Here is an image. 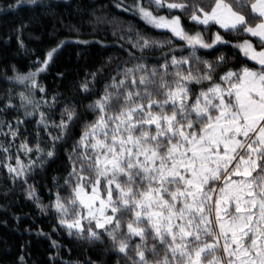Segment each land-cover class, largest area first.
<instances>
[{
  "label": "snow or ice",
  "instance_id": "6c2138e0",
  "mask_svg": "<svg viewBox=\"0 0 264 264\" xmlns=\"http://www.w3.org/2000/svg\"><path fill=\"white\" fill-rule=\"evenodd\" d=\"M40 6L48 47L31 19L0 33V197L51 218L24 229L47 255L29 240L7 264H264V0H89L67 23ZM112 9L143 27L100 36ZM54 67L64 92L41 83Z\"/></svg>",
  "mask_w": 264,
  "mask_h": 264
},
{
  "label": "trees",
  "instance_id": "16d2710c",
  "mask_svg": "<svg viewBox=\"0 0 264 264\" xmlns=\"http://www.w3.org/2000/svg\"><path fill=\"white\" fill-rule=\"evenodd\" d=\"M11 2L12 0H0V8H2V6L5 4H10ZM112 2L114 3L115 0H112ZM125 2L131 3L132 0H125ZM47 3L48 0H39L38 5L28 6L26 9L16 13L15 16H0V33H3L12 26H18L19 21L21 19H23L25 23H29V20L31 19L32 24L29 27L28 31L32 32V36L34 38L31 40H27V32L25 33L28 46L30 48L48 47L47 43L42 44L40 40L35 39V37H41V39L46 42L48 40V37L41 36V33L51 32L54 26L59 28V25L56 24V17L54 15H49L48 10L45 7L40 6L41 4ZM54 3L58 5V7L55 8V12L61 14L64 18L65 23H67L69 19L68 13H75L78 4L83 3L87 5L89 3V0H54ZM102 3L107 7L109 5V0H102ZM66 5H70V7H67ZM112 14L114 17L113 23L110 26L102 25L101 28L103 30L100 32V36H107V39L109 41L112 40L111 33L113 30L119 32L121 27L127 28L130 24H133L138 28L143 27L141 23L134 20L130 15H120L116 12L115 9H112ZM84 19L87 20L90 18L84 17ZM13 20L16 21V25H13L11 23V21ZM73 22H76V20H73ZM87 31L91 32V27H89ZM153 35L156 34L153 33ZM157 38L163 39L164 37ZM166 50L167 49H165V51ZM9 63L17 64V67H20V64H18L16 60L9 61ZM20 63H27V60L21 61ZM3 67V65H0V77L3 76ZM56 70L57 69L54 67L51 71V74L47 75L45 79L41 80L42 84L48 86L50 93L53 90L64 92L67 84L69 83V81L62 82L60 80H57L55 78ZM11 74L12 73L10 72L8 73V75ZM5 87L6 85L0 83V94L3 93ZM37 180L38 190L43 198V202L47 203L48 192L47 187L45 186L47 184V181L41 180L39 179V177H37ZM5 183L6 181L0 178V185H3ZM13 200H16L19 206L7 207L11 204ZM0 205L7 207V212L0 211V221H9L7 228L0 224V240L7 241L6 244H0V264H7V260L11 259L10 256L7 258L3 257V252L5 249H9L13 254H15L19 246L23 245L26 241L29 240L33 242L32 247L29 249V252L32 256V262L43 260L47 255V253L44 251V249L47 247L46 242L39 240L34 235H29L28 233L24 232V229L28 227H33L34 229L35 225L32 224V220L35 219L36 224L43 227L44 230L47 231L51 218L40 217L39 214L36 212L34 206L30 202L25 203L23 196L19 195L18 193L10 195L7 199L0 197ZM12 213L23 217L19 225H17L16 221L10 219ZM24 213H30L31 217L24 216ZM17 227H19V231H13V229ZM63 242L67 244V241ZM73 247L74 251L72 253V259H76L80 255L79 248L78 246ZM63 258L68 259L69 257L67 254H65ZM93 259H95V257H93ZM32 262H30V264H32Z\"/></svg>",
  "mask_w": 264,
  "mask_h": 264
}]
</instances>
